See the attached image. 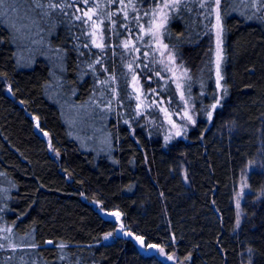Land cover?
<instances>
[{
    "label": "trees",
    "instance_id": "obj_1",
    "mask_svg": "<svg viewBox=\"0 0 264 264\" xmlns=\"http://www.w3.org/2000/svg\"><path fill=\"white\" fill-rule=\"evenodd\" d=\"M16 1L0 4L10 10H0V243L7 236L15 246L0 248V264H171L148 245L185 264H264V5L219 2L223 98L214 69L216 3L181 0L172 11L164 40L189 70L196 121L168 140L136 116L130 75L174 104L176 88L162 84L152 61L130 69L132 48L123 47L131 38L142 44L160 0ZM97 4L103 56L76 19ZM15 8L34 15L33 51L16 37L11 19L24 23ZM112 76L116 96L102 83ZM243 178L248 189L238 204Z\"/></svg>",
    "mask_w": 264,
    "mask_h": 264
},
{
    "label": "rangeland",
    "instance_id": "obj_2",
    "mask_svg": "<svg viewBox=\"0 0 264 264\" xmlns=\"http://www.w3.org/2000/svg\"><path fill=\"white\" fill-rule=\"evenodd\" d=\"M62 2L64 4L66 3L67 5L69 4L72 6L73 3L76 2V0H63ZM168 2H171V0H168ZM64 4L61 6H64ZM16 5L21 6L23 4L21 3L20 0H17ZM158 6L156 7V9L158 8ZM175 8L164 9L163 12L157 11L155 16L152 15L151 23H152V29L155 35V39H153V33L149 32V26L147 29H144L142 35L140 36V40L142 41V44H144L145 49L142 50L143 45L142 44L139 45L135 40H131L132 38L130 39V41H128L130 48H132V55H133L132 60L130 59L131 65H135L136 62L137 66L147 65L148 67L151 68L150 62L152 61L153 64L156 65V69H157L155 71V74L157 77L160 78L161 82H163L162 84L164 85L167 81H172V83L176 88L179 97V103L174 104L170 100H166L161 95L159 89L154 88L146 92L139 77V74L136 71L132 72V74L130 75L129 87L135 101L136 116H141V115L144 116V118L149 122V125L153 126L154 128L160 131H163L166 135V138L170 136L171 139L168 140H172L177 137H183L190 128V126L193 125L190 121H187L184 118L185 111H188V113L196 121V116L191 101V94L188 86L189 84L188 81L190 77L189 70L179 62L175 51H173V49L164 40L165 27L167 25L170 14ZM0 10L10 11L7 7L5 8L4 6H0ZM101 10H102L101 4H97L96 7H89L88 9L85 10H82L81 8L80 9L81 12L78 13V16H82L83 13L85 12H88L92 16V20L86 22L89 28L88 32L90 34L93 33V31L95 32L94 35H91V40L94 39L98 43L104 44L105 16L102 15ZM11 11L13 16L22 18L21 21L24 23L19 25L18 22H16V19L14 20L11 19L12 24L14 25V28L16 30V37L19 39V37L22 36L21 40L25 42L24 48L28 46L27 51H33L37 49V25H35L32 21V18L34 17L33 13L29 9L18 10V8H15V9H11ZM218 11L219 9L216 4L215 14H214L215 19L213 25L215 76H216V54L218 48L222 50V55H223V61L221 63L222 75H223L222 68H223V62L225 56L224 27L222 20H220L219 23L222 25L223 31L220 33L219 42L217 39L218 21L216 19V16ZM83 20L86 21L87 18L85 17ZM145 40L147 41L145 42ZM164 45H167V48H165ZM169 57H172V59H169ZM142 59L143 61H141ZM157 73H159V75H157ZM109 83L111 86V90H110L111 96H116L118 94L116 85L112 86L111 81ZM177 83L181 85L180 88H177ZM221 84L223 86V80L221 81ZM113 88L115 89V92L112 91ZM219 92H221V89H219ZM181 94H183V98L181 97ZM137 97H139V99H137ZM177 131H180L182 134L177 136L175 134ZM45 135L47 136V134ZM258 163L259 161L252 162L249 167L253 169L257 167ZM247 189H248V184L246 178H243L240 183L239 195L237 199L238 204H240L244 199V194L246 193ZM121 232H123L122 229H119L118 233ZM107 237L108 238L106 240L109 241L114 238V235L111 234L108 235ZM163 250L164 252L161 253L159 252L158 249L150 248V251L157 252L160 257H162L171 264H185L184 262L178 259L175 253H168L165 249ZM169 255H171L173 259L169 260L167 258Z\"/></svg>",
    "mask_w": 264,
    "mask_h": 264
},
{
    "label": "snow or ice",
    "instance_id": "obj_3",
    "mask_svg": "<svg viewBox=\"0 0 264 264\" xmlns=\"http://www.w3.org/2000/svg\"><path fill=\"white\" fill-rule=\"evenodd\" d=\"M4 2V0H0V4H2ZM84 3H88V0H83ZM93 2H95V0H93ZM214 3L217 4V6L219 7V0H213ZM258 3H260L261 5H264V0H257ZM109 3H121L122 4V0H109ZM180 3V0H171V2H168V0H160V4L158 6L157 9L153 10V16H155L156 12L159 11V12H163L164 9H173L175 7L178 6V4ZM129 4H131V0H129ZM49 7L50 8H56L57 7V4L55 3H50L49 4ZM127 6L126 5H123L119 10L121 12L124 13V15H127L126 11H125V8ZM132 8L134 11H136L137 9L135 8V5L132 4ZM149 13L148 12H145V15H148ZM113 13H109L108 14V19L111 20V17H112ZM166 15V14H165ZM87 18V20L85 22H88V21H91L92 20V16L88 13V12H85L83 13L82 16H77L76 19L78 20H83L84 18ZM251 18V17H250ZM216 19L218 21V33H217V39H218V42H219V37H220V33L223 31V28H222V25L219 23V21L221 20V14L219 13V11L217 12V16H216ZM91 27V25H90ZM98 27V26H97ZM149 32L150 33H153V29H152V23L151 21H149ZM95 32L93 31V33L90 34L91 35H94ZM153 39H155V35L153 33ZM92 43L95 45L96 48L98 49H101V52L99 53L101 56H103V50L104 48L106 47L105 44L103 43H98L96 40H92ZM85 47H87V45H85ZM123 47L124 48H129V43L128 42H124L123 43ZM165 48H167V45H164ZM169 59H172V57H169ZM223 61V55H222V50H220L218 48L217 50V54H216V85H217V88L218 89H221L222 91V96L221 98H223V96H226L227 95V89L226 88H223L222 84H221V81L223 80V75L221 74V63ZM101 61L100 60H96L94 62V64H89V68H91L93 71H95V64H100ZM128 67L131 69L132 65L129 64ZM104 71H107V69H103ZM167 70V69H166ZM157 75H159V73H157ZM115 80V77L112 76V77H109L108 79L102 81L103 84H108L110 81H114ZM181 85L179 83H177V88H180ZM113 92H115V89L113 88L112 89ZM181 97L183 98V94H181ZM137 99H139V97H137ZM220 104V100L217 99L216 101V104H213L211 105V109L212 110H215V108L217 107V105ZM222 106V105H221ZM211 111L208 112V116L209 118H211ZM184 118L187 120V121H190L192 124H195V120L193 119V117L188 113V111H185L184 113ZM177 136L181 135L182 133L180 131H177L175 133ZM167 139H171V137H167ZM237 224H239V221L237 222ZM8 231H11L10 229ZM111 235V234H109ZM129 235H131L129 233ZM108 237L106 236L105 239H107ZM4 240L8 241L7 245H5L4 243H0V248H3L5 246L9 247V248H15V246L11 243L9 237L5 236L3 238ZM137 240L140 241V243L143 245L144 241H143V238L142 237H136ZM46 243H51V241L49 242H46ZM33 247H35V245H33ZM64 245H61V248H63ZM149 248H152V249H158L159 252L163 253L164 250L162 248H159L158 245H148ZM251 251V250H249ZM169 260L173 259V257L171 255H169L167 257Z\"/></svg>",
    "mask_w": 264,
    "mask_h": 264
},
{
    "label": "water",
    "instance_id": "obj_4",
    "mask_svg": "<svg viewBox=\"0 0 264 264\" xmlns=\"http://www.w3.org/2000/svg\"><path fill=\"white\" fill-rule=\"evenodd\" d=\"M130 237H133V235H130ZM140 245L142 246V249L144 250V246L140 243Z\"/></svg>",
    "mask_w": 264,
    "mask_h": 264
}]
</instances>
